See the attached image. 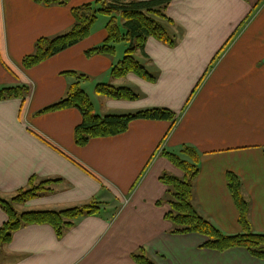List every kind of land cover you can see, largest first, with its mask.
<instances>
[{"label":"crops","instance_id":"crops-1","mask_svg":"<svg viewBox=\"0 0 264 264\" xmlns=\"http://www.w3.org/2000/svg\"><path fill=\"white\" fill-rule=\"evenodd\" d=\"M96 1L47 8L32 0H0V89L30 90L24 98L0 100V198L11 201L37 178V183L58 182L14 204L17 212L100 204L96 215L78 219L62 236L50 224L20 227L0 246V264H136L132 254L140 247L156 264H264L244 248L204 249L208 238L198 233L171 234L173 226L165 219L169 205L157 204L167 193L161 175L183 177L162 149L191 145L200 152L197 211L226 234L242 233L227 184V173L233 172L242 181L252 229L264 234V56L256 58L264 55V0H171L165 13L172 22H161L177 44L151 37L135 54L157 78L154 82L136 74L112 76L126 44L116 45L113 56L86 57L87 50L108 38L111 18L106 15L87 39L32 69L23 67L39 38L66 32L74 24L71 10ZM117 21L124 32L123 20ZM73 71L89 77L81 87L100 117L166 107L177 120H135L124 134L80 147L74 139L82 122L78 109L37 115L66 95L74 78L64 73ZM184 81L189 82L182 98ZM214 81L217 85L210 88ZM100 84L132 88L141 98L102 96L96 91ZM172 97H179L178 103ZM7 221L0 205V228Z\"/></svg>","mask_w":264,"mask_h":264},{"label":"trees","instance_id":"trees-1","mask_svg":"<svg viewBox=\"0 0 264 264\" xmlns=\"http://www.w3.org/2000/svg\"><path fill=\"white\" fill-rule=\"evenodd\" d=\"M44 7H66L71 0H32ZM171 0H97L71 10L74 18L73 26L64 33L41 37L35 43L34 52L24 57L22 65L25 69H32L57 54L79 44L91 36L93 28L102 15L111 19L106 25L108 38L104 43L85 52L87 58L95 55L113 56L116 45L127 42L128 47L124 58L111 70L115 78H123L128 74H136L148 81L154 82L156 77L137 60L135 54L144 51L146 42L153 37L168 46H175L178 38L171 35L161 21L172 22L165 13ZM123 22V29L117 18ZM232 40L214 58L215 63L224 54ZM67 77L74 78L68 86L66 95L58 102L39 111L37 115L76 108L81 112L82 122L76 128L74 139L78 146H87L92 139L114 137L126 133L130 124L135 120L168 121L175 123L177 114L169 108L159 107L141 110L124 115H107L100 117L88 94L82 89L81 83L89 77L79 72H66ZM30 90L25 86L0 89V100L10 98H24ZM98 94L113 98L137 101L141 95L129 87H115L112 85H98ZM161 155L177 167L183 177L164 173L160 181L167 187L166 198L158 201V205H169L165 219L173 226L171 234L198 233L208 238L202 245L204 249L225 252L233 248H244L253 257L264 260V234L253 231L249 220V203L243 195L242 181L233 172L227 173V184L233 201L239 212V223L243 229L240 234H226L214 223L203 217L194 205V184L200 173V152L191 145H183L176 150H163ZM53 182L32 178L27 189H22L11 201L0 198V205L8 216V221L0 228V246L9 242L12 234L27 224H50L59 236L71 228L75 222L86 216L96 215L100 211L99 203H90L61 211H30L19 213L14 204H22L37 197L42 191L48 190ZM136 264H156L140 247L132 254Z\"/></svg>","mask_w":264,"mask_h":264},{"label":"rangeland","instance_id":"rangeland-1","mask_svg":"<svg viewBox=\"0 0 264 264\" xmlns=\"http://www.w3.org/2000/svg\"><path fill=\"white\" fill-rule=\"evenodd\" d=\"M101 17H104V16H101ZM122 44H126L127 46H128V43L127 42H122ZM264 55H261V54H258L257 55V61H258V58H261V57H263ZM259 64V63H258ZM262 64H263V62L261 63V65L260 66H258V68H260L261 66H262ZM207 79V77L205 78V79H203L202 80V82L200 83V85H197L198 87H195L194 88V91H193V93H192V95H191V97L189 98V101H188V103H187V105H186V109L185 110H188V108L194 103V100L196 99V97H198V95H199V93H200V88H202L203 86H202V84L204 83V82H206L205 80ZM189 81H184V83H183V86H182V98L185 96V94H186V92H187V83H188ZM205 84V83H204ZM217 85V82L216 81H214V82H212V84H210V88H212V87H215ZM202 86V87H201ZM200 89V90H199ZM173 98V97H172ZM178 98L179 97H176V98H173L174 100H175V103H178ZM172 102V101H171ZM173 103V102H172ZM164 108H166V107H164ZM173 111V110H172ZM246 137V136H245ZM239 146H245V147H247V146H255V145H239ZM256 146H260V145H256Z\"/></svg>","mask_w":264,"mask_h":264}]
</instances>
